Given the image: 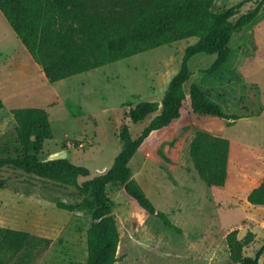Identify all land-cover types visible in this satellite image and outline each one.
Here are the masks:
<instances>
[{
    "label": "rangeland",
    "instance_id": "374dc122",
    "mask_svg": "<svg viewBox=\"0 0 264 264\" xmlns=\"http://www.w3.org/2000/svg\"><path fill=\"white\" fill-rule=\"evenodd\" d=\"M241 2L244 6L232 23L261 0H216L213 10L222 13ZM2 19L1 32L6 21ZM197 42L185 39L56 83L40 81L34 72L38 82L29 99L3 100L0 157L22 154L12 111L42 108L48 113L53 139L44 142L40 160L67 152L72 164L90 172L78 177L80 186L106 175L122 150L123 127L137 138L152 119L133 124L127 120L128 112L141 102L163 100L182 68L186 49ZM230 48L228 62L212 74L208 70L216 55L193 57L185 91L188 95L191 85L197 84L211 102L239 119L195 117L187 109L180 121L154 134L130 162L135 183L177 229L167 228L156 216L140 214L119 184L107 186L120 234L116 264H234L227 236L235 229L239 240L249 242L244 256L255 257L264 247V206L246 199L264 180V8L251 25L233 34ZM198 132L233 139L236 150L224 189L208 187L194 168L190 145ZM85 198L93 195H79L68 176L53 181L13 166L0 168V232L13 229L32 237L20 252H13L0 236V264L87 262V232L93 220ZM59 203L76 209L62 210Z\"/></svg>",
    "mask_w": 264,
    "mask_h": 264
},
{
    "label": "trees",
    "instance_id": "16d2710c",
    "mask_svg": "<svg viewBox=\"0 0 264 264\" xmlns=\"http://www.w3.org/2000/svg\"><path fill=\"white\" fill-rule=\"evenodd\" d=\"M216 0H0V11L18 38L43 68L53 83L113 64L127 58L196 38L189 46L180 72L171 81L161 102H141L127 114L133 124L151 119L143 132L134 138L124 126L121 132L123 147L114 165L102 177L77 184L80 176H89L86 167L72 164L68 159L41 161L39 155L45 141L53 139L48 113L42 108L14 109L17 123L18 157H0V168L13 166L27 174L53 181L64 176L74 180L84 206L92 213V224L87 232L88 260L81 264H116L120 234L112 214L106 188L119 184L138 212L156 216L169 229H177L165 212L158 211L144 191L132 178L130 162L151 137L182 119L188 109L195 117H209L235 122L237 116L228 115L211 102L197 84L186 94L185 84L191 78L189 61L200 54L216 55L208 70L212 74L222 68L231 55V40L236 31L251 25L264 8V0L239 17L244 2L216 13ZM4 102L0 97V110ZM162 153V152H161ZM191 159L200 178L208 187L224 189L228 179L230 142L208 133L198 132L190 145ZM161 160L170 163L165 155ZM247 201L264 206V180L252 190ZM62 210L74 212L75 205L59 203ZM4 247L20 252L29 244V233L6 229L0 232ZM248 241L238 239V229L227 236L230 259L234 264H260L264 247L255 257L243 255Z\"/></svg>",
    "mask_w": 264,
    "mask_h": 264
},
{
    "label": "crops",
    "instance_id": "0c3cea01",
    "mask_svg": "<svg viewBox=\"0 0 264 264\" xmlns=\"http://www.w3.org/2000/svg\"><path fill=\"white\" fill-rule=\"evenodd\" d=\"M0 14V18L6 20L4 21L5 23L2 24L4 31H0V97L2 100H4L5 97L13 100L18 98L29 99V94L38 82L36 78L46 82H49V80L43 68L34 60L33 56L18 38L16 32L1 11ZM16 43L17 45H15ZM34 72L36 73V78H34ZM220 137L230 141V164L236 150L235 144L233 139L228 136ZM252 190L247 193L246 199Z\"/></svg>",
    "mask_w": 264,
    "mask_h": 264
},
{
    "label": "water",
    "instance_id": "95a60500",
    "mask_svg": "<svg viewBox=\"0 0 264 264\" xmlns=\"http://www.w3.org/2000/svg\"><path fill=\"white\" fill-rule=\"evenodd\" d=\"M68 156L67 152H60V153H56L54 155L51 156V160L50 161H54V160H66Z\"/></svg>",
    "mask_w": 264,
    "mask_h": 264
}]
</instances>
